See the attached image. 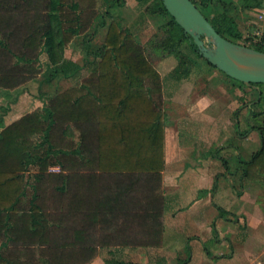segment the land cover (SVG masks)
Returning <instances> with one entry per match:
<instances>
[{
	"label": "trees",
	"instance_id": "16d2710c",
	"mask_svg": "<svg viewBox=\"0 0 264 264\" xmlns=\"http://www.w3.org/2000/svg\"><path fill=\"white\" fill-rule=\"evenodd\" d=\"M189 1L220 37L264 53V39L248 43L235 21L260 1ZM137 4L160 20L157 46L177 61L169 76L186 78L194 60L184 48L204 61L191 39L160 0ZM103 27V42L93 46ZM81 35L88 75L0 127V264H89L101 249L161 246V79L127 28L94 0H0V90L43 74L41 54L46 82L66 78L74 65L59 56ZM249 88L255 99L240 102L253 124L237 134L255 131L261 146L241 162L244 179L264 175V109L252 110L264 96Z\"/></svg>",
	"mask_w": 264,
	"mask_h": 264
},
{
	"label": "crops",
	"instance_id": "0c3cea01",
	"mask_svg": "<svg viewBox=\"0 0 264 264\" xmlns=\"http://www.w3.org/2000/svg\"><path fill=\"white\" fill-rule=\"evenodd\" d=\"M225 1L232 2L237 7L241 3L240 0ZM258 1L261 2L259 9L241 11L235 19L238 31L242 38L249 39L248 43L264 39V0ZM121 10L123 12H119V15L122 17L130 13L124 17L123 24L138 39L141 26L140 23H135L137 14L131 13L134 7ZM148 20L157 31L159 20L150 16ZM150 57L148 54L146 59L161 79V189L164 198L161 246L101 249L89 264H117L118 261L121 264H264V175L256 178L253 172L250 179H244L241 175V162L250 160L252 154L259 149L261 141L255 131L236 136L233 130L234 121L238 123V133L253 124L252 120H247L246 109L241 107L240 102V98L246 95L243 88L251 91L250 88L244 86L237 90L233 87L220 100L215 101L207 96L204 98L209 94V87L202 82L193 95L192 84L200 83L201 80L191 69L189 75L181 80L169 76L173 83H183L184 86L189 79L190 88H181L185 92L184 103L170 100L168 105L163 98L162 76H168L176 67L177 61L171 55L157 60ZM177 95L175 92L176 97ZM202 95L204 96L200 97ZM247 102L246 106L249 107L251 101ZM38 103L36 101L32 111L41 107ZM27 104V99L19 95L2 119L17 116L16 111L26 108ZM168 128L173 130L169 131ZM214 150L218 151L220 158L227 161L225 167L229 168L228 163L232 162L231 167L237 171L239 182L234 177L233 187H243L239 189L241 196L234 198L231 207H228L233 214L238 215L236 218H219L211 206L213 176L223 172V164L209 155ZM168 169L170 178L164 176ZM221 189L225 191V185ZM103 254L109 258H104Z\"/></svg>",
	"mask_w": 264,
	"mask_h": 264
},
{
	"label": "rangeland",
	"instance_id": "374dc122",
	"mask_svg": "<svg viewBox=\"0 0 264 264\" xmlns=\"http://www.w3.org/2000/svg\"><path fill=\"white\" fill-rule=\"evenodd\" d=\"M95 6L98 12L102 13L104 10H107L108 13L112 16V18L119 21L120 25L122 27L124 26L125 18L129 16L130 13H127L126 16L119 15V12H123L121 9L134 7V10L131 11L137 14L136 17V24L140 23V28L138 32V41L140 40V43L144 47V55L145 57H149L154 60L161 59L162 57H170L169 54H167L166 49L161 50L157 46V41L160 38V33L156 31L154 26L152 25L151 21L149 22L148 18L149 16L145 14L141 8L137 4V0H94ZM134 3V4H133ZM159 20V19H158ZM160 21V20H159ZM105 22H108V19L105 18ZM135 28L138 30V27L135 26ZM136 29H131L132 31H137ZM106 32V27L98 28L96 32L94 33L91 44L93 46H98L103 42V38ZM82 35L78 36L76 38L71 39V41L64 47L62 50L59 60H64V63H72L74 65L73 70L68 74L66 78L56 77L52 79L50 82L45 81V77L48 76V72L46 70V64L47 59L44 54H41L39 56V67L40 71L43 72V74H39L36 78L32 79L31 81L25 83L23 86L19 87L18 89L6 91V90H0V127H4L11 121H14L18 119L21 115L32 111L35 108L36 101L42 105V101L44 102L48 97L54 96L55 94L64 91L65 89H68L70 87H76L82 78L88 75V71L84 69L83 61L85 57V53L82 49ZM184 53H186L191 59H193V67L192 71H195L196 75L199 77L201 82H197L192 84L194 87L193 95L197 93V89L201 87V83L204 82V84H207L209 87V94H206L205 96L202 95L200 97L204 98L207 96L208 99L217 100L224 96V94H227L230 89L235 87V89L243 88L244 86L239 85L234 80L229 79L225 75H223L221 72L217 71L216 69H213L205 64L204 61L201 59H198L186 49L184 48L182 50ZM173 56V55H171ZM174 57V56H173ZM176 60V58L174 57ZM78 68V70H77ZM45 75V76H44ZM163 78V87H164V95L163 98L166 101V103L169 105L171 102L170 100L177 102V103H184V90L187 89V87L190 88L189 79L186 80L185 86L183 83H173L171 80H169V75L162 76ZM197 80V79H196ZM191 85V86H192ZM187 86V87H186ZM182 88V89H181ZM256 90L257 95L262 94L264 96V85H258L255 88H252ZM245 92L246 101H253L255 99V95L252 91H249L245 87L243 88ZM175 92L178 94L177 97L175 96ZM24 94V95H23ZM21 95L22 97L26 98L28 101L27 107L17 110V116H9V118L5 117L2 119V117L6 114L7 111L10 110L11 105L17 100V98ZM200 95V94H199ZM259 98V97H258ZM256 99L254 103L259 102V99ZM220 100V99H219ZM38 103V104H39ZM39 105V106H40ZM262 107H264V98L257 103V105H254L253 111H260L262 110ZM247 115V114H246ZM243 114V116H246ZM242 116V117H243ZM239 118V117H238ZM233 130L237 134L238 129V123L236 121L233 122ZM255 124L257 122H254ZM169 131L173 128H168ZM69 136H76V133H71L68 131ZM74 138V137H73ZM237 146V144L235 145ZM261 146V145H260ZM259 146V148H260ZM210 156L212 155L214 159L221 162L223 172L221 174L213 176L212 180V192H211V199L212 204L211 206L214 208L215 212L218 214L219 218H236L237 216L231 212L228 207H231L232 200L234 198H239L241 196L240 190L243 188L242 186L239 188H234L232 184V180L234 177L238 179L239 182V175H236V170L231 167V163H228L229 168L225 167L226 162L224 159L220 158L218 156V151L214 150L213 152L210 151ZM242 155V154H241ZM51 172L56 171V168H49L48 169ZM29 172L32 174V169H29ZM164 176L166 178H170L169 169L165 172ZM240 184V183H239ZM226 187V190L223 191L221 189L222 186ZM240 189V190H239ZM227 216V217H226ZM209 245L207 246L208 249ZM104 258H109V256L103 254ZM117 257V256H116ZM117 264H121V262H117Z\"/></svg>",
	"mask_w": 264,
	"mask_h": 264
},
{
	"label": "water",
	"instance_id": "95a60500",
	"mask_svg": "<svg viewBox=\"0 0 264 264\" xmlns=\"http://www.w3.org/2000/svg\"><path fill=\"white\" fill-rule=\"evenodd\" d=\"M160 2L207 64L246 87L264 85V53L220 37L189 0Z\"/></svg>",
	"mask_w": 264,
	"mask_h": 264
}]
</instances>
